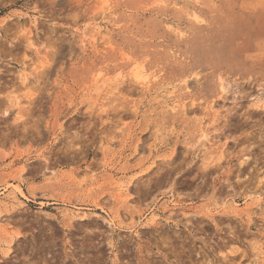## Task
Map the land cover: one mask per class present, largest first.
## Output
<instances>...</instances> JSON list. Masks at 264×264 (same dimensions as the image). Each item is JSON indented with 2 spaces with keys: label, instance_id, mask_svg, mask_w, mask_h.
<instances>
[{
  "label": "rangeland",
  "instance_id": "rangeland-1",
  "mask_svg": "<svg viewBox=\"0 0 264 264\" xmlns=\"http://www.w3.org/2000/svg\"><path fill=\"white\" fill-rule=\"evenodd\" d=\"M0 264H264V0H0Z\"/></svg>",
  "mask_w": 264,
  "mask_h": 264
},
{
  "label": "bare ground",
  "instance_id": "bare-ground-1",
  "mask_svg": "<svg viewBox=\"0 0 264 264\" xmlns=\"http://www.w3.org/2000/svg\"><path fill=\"white\" fill-rule=\"evenodd\" d=\"M89 168V167H88ZM10 253V252H9Z\"/></svg>",
  "mask_w": 264,
  "mask_h": 264
}]
</instances>
